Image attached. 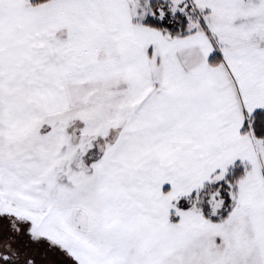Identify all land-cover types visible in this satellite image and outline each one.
<instances>
[{
    "label": "snow or ice",
    "instance_id": "6c2138e0",
    "mask_svg": "<svg viewBox=\"0 0 264 264\" xmlns=\"http://www.w3.org/2000/svg\"><path fill=\"white\" fill-rule=\"evenodd\" d=\"M0 264H264V0H0Z\"/></svg>",
    "mask_w": 264,
    "mask_h": 264
}]
</instances>
